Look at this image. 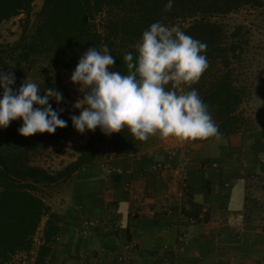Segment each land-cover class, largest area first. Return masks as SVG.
<instances>
[{"label":"crops","instance_id":"0c3cea01","mask_svg":"<svg viewBox=\"0 0 264 264\" xmlns=\"http://www.w3.org/2000/svg\"><path fill=\"white\" fill-rule=\"evenodd\" d=\"M63 181L47 202L62 219L47 264H122L124 252L134 264H264V128L197 142L154 136L127 156L105 145ZM87 218L105 222L82 234Z\"/></svg>","mask_w":264,"mask_h":264},{"label":"trees","instance_id":"16d2710c","mask_svg":"<svg viewBox=\"0 0 264 264\" xmlns=\"http://www.w3.org/2000/svg\"><path fill=\"white\" fill-rule=\"evenodd\" d=\"M166 3L167 0H44L34 24L27 23L5 57L0 55V67L2 59L7 58L11 62L9 72H14L17 78L36 60L46 59L73 72L88 48L103 50L107 45L116 60L111 70L127 75L123 56L128 52L134 58L138 55L135 45L152 23L178 25L187 35L207 45L209 66L192 86L208 105L219 128V139L243 132L247 121L242 106L251 93L238 83L234 74L235 64L243 60L242 27L229 33L224 23L215 18L246 6L262 8L264 0H174L171 11H165ZM32 10L33 0H0V26L22 13L29 19ZM101 14L105 15L103 31L96 23ZM18 128L13 125L10 132L9 141L14 140L13 145L2 143L4 129H0V264H11L16 256L33 251L44 218L43 237L33 264H47L62 219L39 194L41 186L67 180L79 168L93 163L100 157L102 146L109 145L116 156H127L141 151L152 136L139 141L127 127L111 136L97 128L90 131L89 141L79 157L53 173L33 165L31 154L55 144L60 128L54 134L36 133L29 137L21 136ZM192 206L196 207L194 203ZM191 216L197 218L199 213Z\"/></svg>","mask_w":264,"mask_h":264},{"label":"clouds","instance_id":"9594fccd","mask_svg":"<svg viewBox=\"0 0 264 264\" xmlns=\"http://www.w3.org/2000/svg\"><path fill=\"white\" fill-rule=\"evenodd\" d=\"M173 6L174 0H167L165 11ZM135 47V58L132 52L123 56L127 75L111 70L116 60L107 45L103 50L90 47L82 54L70 77L84 93L74 104L80 114L70 116L73 128L80 134L99 128L111 136L127 127L139 141L151 136L180 141L219 139L218 125L198 91H177L182 85L190 88L196 84L207 70V45L178 25L154 22ZM15 84V73L0 68V129L22 119L18 133L29 137L54 134L68 126L61 118L65 109H54L50 103L53 99L57 105L64 101L59 90L47 88L41 95L39 86L28 79L14 90Z\"/></svg>","mask_w":264,"mask_h":264},{"label":"rangeland","instance_id":"374dc122","mask_svg":"<svg viewBox=\"0 0 264 264\" xmlns=\"http://www.w3.org/2000/svg\"><path fill=\"white\" fill-rule=\"evenodd\" d=\"M44 4V0H33V10L30 18L22 13L19 16L5 20L0 26V55L5 57L10 46L18 41L23 33L24 26L29 23L32 26L36 20V15ZM226 26L229 33H232L237 27H242L241 40L244 44L243 60L234 66V74L238 79V83L243 86L246 91L251 93V97L243 104L242 110L247 121V131H254L264 128V7L255 8L246 6L236 12H231L215 18ZM29 20V21H28ZM105 15H98L96 23L101 31H103V23ZM2 70L9 72L11 62L7 58L2 59ZM72 72L62 66L53 65L46 59H38L24 73L16 78L15 89H18L21 83L28 79V82L36 83L41 95L44 90L55 87L64 97V101L57 105L55 100L50 103L54 109L63 108L65 111L61 114L62 119L68 122L66 128L60 129L58 140L55 144L46 148H39L32 152L31 163L33 165L42 166L50 172L56 173L63 170L67 165L75 161L82 152V148L87 144L90 138V131L84 134L77 132L73 126L70 116L80 114V109H75L74 104L78 98H82L84 93L79 91V85L71 82ZM193 88L181 86L177 91H190ZM34 107H37L34 105ZM22 119L12 121L7 129L2 132L1 140L4 145H13L14 140H10V132L14 127L22 125ZM12 126V127H11ZM16 137V136H15ZM151 137L149 142L153 140ZM189 142L202 141V139L188 140ZM149 142L147 144H149ZM147 146V145H146ZM145 146V147H146ZM104 149V146H102ZM65 181H60L61 184ZM59 183L42 185L39 194L43 196L46 202L49 201L51 195L61 189ZM46 218L43 219L40 229L35 237L34 249L31 253L20 254L14 258L11 264H33L37 255L38 248L43 237V230Z\"/></svg>","mask_w":264,"mask_h":264},{"label":"built area","instance_id":"2783aa9c","mask_svg":"<svg viewBox=\"0 0 264 264\" xmlns=\"http://www.w3.org/2000/svg\"><path fill=\"white\" fill-rule=\"evenodd\" d=\"M165 170V164L163 162H159L156 165V172L158 175L163 174ZM108 172L112 175L114 174V170L111 167H108ZM191 220L193 222L196 221V218L192 217ZM245 221V215L243 213H240L237 215L236 217V222L237 223H243ZM105 221L102 220L101 218H87L84 219L82 221V234H88L89 231L93 228V227H98L101 226ZM117 259L120 263L122 264H134L133 259L131 257V255H129L128 253L124 252V253H119L117 255Z\"/></svg>","mask_w":264,"mask_h":264}]
</instances>
